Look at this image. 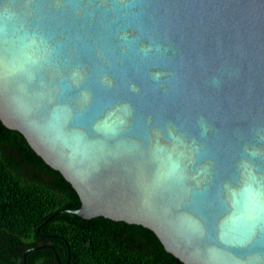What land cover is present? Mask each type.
<instances>
[{
    "label": "water",
    "instance_id": "95a60500",
    "mask_svg": "<svg viewBox=\"0 0 264 264\" xmlns=\"http://www.w3.org/2000/svg\"><path fill=\"white\" fill-rule=\"evenodd\" d=\"M0 120L79 196L39 234L103 216L264 264V0H0Z\"/></svg>",
    "mask_w": 264,
    "mask_h": 264
},
{
    "label": "trees",
    "instance_id": "16d2710c",
    "mask_svg": "<svg viewBox=\"0 0 264 264\" xmlns=\"http://www.w3.org/2000/svg\"><path fill=\"white\" fill-rule=\"evenodd\" d=\"M79 206L70 182L0 120V264H59L55 253L65 262L68 250V264H185L152 230L103 216L61 212L37 232L53 212Z\"/></svg>",
    "mask_w": 264,
    "mask_h": 264
}]
</instances>
